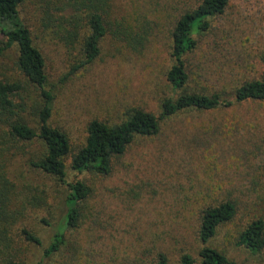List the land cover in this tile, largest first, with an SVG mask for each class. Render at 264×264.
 <instances>
[{"label":"rangeland","instance_id":"rangeland-1","mask_svg":"<svg viewBox=\"0 0 264 264\" xmlns=\"http://www.w3.org/2000/svg\"><path fill=\"white\" fill-rule=\"evenodd\" d=\"M198 2L110 0L112 21L135 25L147 17L160 24L159 32L143 50H134L108 34L98 58L75 72L77 45L63 44L45 27L48 0L24 2L21 17L44 57L47 89L54 96L50 124L64 132L70 144L64 160L67 181L84 182L90 195L80 204L77 228L65 231L60 253L42 260L64 217L67 190L30 169L27 158L13 160L5 170L15 185L11 208L23 205L26 209L24 218L11 226V242L0 248V264L7 259L22 264H149L159 253L168 264H179L183 254L200 264L198 210L204 197H227V193L241 204L211 244L235 264H264V251L250 256L235 245L249 222L264 219V102L246 103L237 111L183 113L162 120L156 136L138 137L121 156L112 158L108 175L70 169V158L84 145L90 121L119 124L133 110L159 115L161 101L172 96L165 79L171 64L172 21L181 9L189 10ZM195 38L196 50L184 58L189 89L199 88V75L210 69L231 74L234 85H227V92L264 77V0H228L224 12L209 19L208 33ZM13 59V54L0 59V73L9 74L10 79L17 77ZM31 99H35L34 91L28 102ZM222 124L221 133L216 128ZM233 125L228 134L227 126ZM38 151L39 146L31 144L26 157ZM23 228L37 236L41 245L24 241L19 235Z\"/></svg>","mask_w":264,"mask_h":264},{"label":"trees","instance_id":"trees-1","mask_svg":"<svg viewBox=\"0 0 264 264\" xmlns=\"http://www.w3.org/2000/svg\"><path fill=\"white\" fill-rule=\"evenodd\" d=\"M25 1L0 0V59L13 54L12 65L17 74L15 79H10L9 74L0 73V248H7L6 245L11 242V226L24 218L26 209L22 205L12 210L15 185L7 178L5 170L13 160L27 158L30 169L55 179L67 190L63 197L64 217L56 225L50 243L43 250V260L60 253L65 245V231L79 225L80 204L89 197L90 189L84 182L67 181L64 160L70 154V144L65 133L50 124L54 96L47 89L44 57L21 17L20 8ZM227 3L228 0H199L195 7L179 11L172 21L171 64L165 75L172 96L161 101L157 116L133 110L127 120L119 124L90 121L84 145L70 158L72 171L108 175L113 157L121 156L138 137L156 136L160 131V122L167 118L183 113H225L237 111V107L246 103L264 102V77L242 82L227 92L226 86L234 85L229 77L231 74L227 76L210 69L209 73L199 75V88L193 86L194 89H189L190 74L184 58L196 50L198 42L195 37L208 33L209 19L222 14ZM47 4L45 27L63 44L70 47L77 45L76 65L72 67V72L91 65L98 58L100 44L108 34L134 50H143L153 35L159 32L160 24L149 18L147 20V17L144 22L135 25L112 21L110 0H48ZM32 91L35 99L28 102ZM235 125L227 126L226 132L230 134ZM216 129L224 132L223 124ZM31 144L38 145L39 151L26 157ZM204 198L196 225L199 243L197 260L200 264H235L211 242L218 229L235 218L241 201L233 198L232 193H227V197L218 194V197L208 195ZM19 235L28 243L41 245L39 238L25 228L19 231ZM235 245L247 255L259 256L264 251V219L257 217L249 222L238 233ZM6 261L5 264H22L14 260ZM195 263L196 259L190 254L179 258V264ZM149 264H168V259L159 253Z\"/></svg>","mask_w":264,"mask_h":264}]
</instances>
